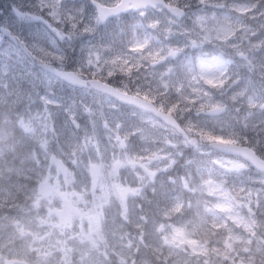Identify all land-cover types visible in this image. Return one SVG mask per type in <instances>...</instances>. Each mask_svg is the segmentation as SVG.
I'll list each match as a JSON object with an SVG mask.
<instances>
[{
  "label": "clouds",
  "instance_id": "9594fccd",
  "mask_svg": "<svg viewBox=\"0 0 264 264\" xmlns=\"http://www.w3.org/2000/svg\"><path fill=\"white\" fill-rule=\"evenodd\" d=\"M0 264H264V0H0Z\"/></svg>",
  "mask_w": 264,
  "mask_h": 264
}]
</instances>
